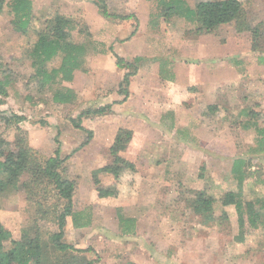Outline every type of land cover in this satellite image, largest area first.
I'll return each mask as SVG.
<instances>
[{
	"label": "rangeland",
	"instance_id": "obj_1",
	"mask_svg": "<svg viewBox=\"0 0 264 264\" xmlns=\"http://www.w3.org/2000/svg\"><path fill=\"white\" fill-rule=\"evenodd\" d=\"M29 1L31 11L24 29L19 28V17L11 11L14 0H5L0 15V80L9 81L7 96H0V111L26 119L8 128L0 123V134L10 143L24 137L45 158L58 149L65 159L64 176L75 183L73 211L83 213L81 220H88L89 225L75 228L68 217L63 242L77 249H93L92 253L82 254L83 260L78 254L65 256L67 263L264 264V228L249 231L244 242L238 243L233 206L224 208L227 223L205 226L195 217L191 205L198 191L216 199L226 192H236L237 179L231 167L239 158L250 167L242 183L243 201H264V153L253 152L257 140L264 138V73L245 71L246 77L237 87H227L216 98H197L192 92L189 94L193 98L183 93L172 98L165 86L159 89L158 83L163 81L156 68L160 63L165 72L171 57H153L175 53L169 45L171 34L141 35L139 43L152 40L153 46L135 44L136 53L124 42L131 39L138 26L137 13L142 23L147 13L157 24L160 17L186 14L183 0H104L109 14L133 17L128 20L104 18L97 0ZM241 1L251 11L254 23L264 22L261 0ZM185 14L181 18L186 19ZM55 16L73 22L71 41L86 46L87 55L75 79L66 82L57 78L41 88L31 53L38 34L50 30V20ZM222 31L221 38L232 37L233 25ZM183 38L189 35L179 34L176 39ZM117 53L128 55L124 57L127 60L135 54L140 57V61H134L135 75L121 104L113 103L123 99V76L133 69L115 66L103 70L94 60L105 54L110 63L115 62L113 54ZM58 63L59 59L51 60L46 69L56 68ZM66 91L72 92L70 102L59 104L53 100L55 93ZM107 105L110 109L104 115L79 119L82 112ZM77 120L85 130L75 127L72 121ZM120 128L133 133L131 146L121 156L134 163L136 170L123 173L117 181L109 175H98L103 187L116 191L115 197L98 198L92 173L111 162L108 148ZM256 129H262V134ZM87 131L92 136L83 145ZM47 203L54 204L55 200ZM0 205V223L11 239L19 240L23 231L34 224V206L13 190L2 196ZM220 212L217 205L215 215ZM54 215L35 223L45 241L57 232ZM118 215L136 220L134 236H120ZM9 244L4 243L7 248ZM53 254L50 250L49 255Z\"/></svg>",
	"mask_w": 264,
	"mask_h": 264
},
{
	"label": "trees",
	"instance_id": "obj_2",
	"mask_svg": "<svg viewBox=\"0 0 264 264\" xmlns=\"http://www.w3.org/2000/svg\"><path fill=\"white\" fill-rule=\"evenodd\" d=\"M5 0H0V15L5 8ZM185 7V6H184ZM97 8L104 18L128 20L132 16H117L107 12L104 0H97ZM11 11L19 17V28L24 29L29 22L31 11L29 0H14ZM188 9L186 8V12ZM183 12H178L180 15ZM196 28L194 34H214L223 25L232 24L236 33L248 32L250 34L251 49L258 52V62L264 64V22L254 23L251 15L241 0H212L199 2L191 12ZM50 17V15H47ZM50 30L38 34V40L32 50V64L35 67L36 76L40 78L39 87L50 85L57 78L62 81H72L74 73L81 69L87 48L84 45L71 41V33L75 30L73 22L66 17L55 16L50 20ZM115 65L118 69L129 68L130 71L123 76L125 89L123 99L113 104H121L128 96L130 77L135 74V64L126 62L120 56L113 54ZM59 59L58 66L50 70L46 69V63ZM134 67V68H133ZM7 78L0 80V96H7ZM56 103L64 104L72 100V92H57L53 96ZM214 110L215 107H208ZM110 105L99 107L95 110H87L80 114L84 116L104 115ZM25 117L16 114H8L0 111V123L6 128L17 126L25 121ZM78 129L85 130L79 125V121H72ZM262 134V129H256ZM86 132V131H85ZM92 133L87 131V137L83 145L88 143ZM133 133L129 129H119L113 143L109 148L111 162L95 170L92 180L96 186L98 198L115 197L116 191L110 187H103L98 175L112 176L116 181L126 172H134L135 165L119 154L126 150ZM255 154L264 153V138L257 140V146L253 150ZM65 159L59 155L56 149L53 156L42 157L39 151L30 147L24 137H17L13 143L5 140L0 134V204L2 196L8 191H16L22 195L25 201L34 206L35 216L32 226L23 231L19 240L11 239L10 232L0 223V264H68L66 257L73 254L80 255L93 252L91 248L77 249L69 243L63 242L64 229L68 217L72 218L75 228H84L89 221H82L83 213H74L72 199L75 193V183L64 176ZM245 159H235L232 163L231 173L237 179V191L226 192L221 198L216 199L205 191L194 193L191 200L193 213L201 224H225L228 215L224 208L233 206L237 213L238 235L235 241L243 243L247 233L260 227L264 228V201H243L241 197L242 183L249 175V165ZM112 187V186H111ZM55 200L48 205V201ZM221 207L220 215H215V207ZM1 206V205H0ZM58 209L59 212L52 210ZM57 220V232L50 234L49 240L42 238V233L36 227V222L54 214ZM58 213V214H57ZM119 234L122 237L134 236L136 232V220L130 217L118 215ZM9 241V247L4 243ZM53 250L54 254L49 255ZM66 256V257H65ZM51 259V260H50ZM53 259V260H52ZM83 260V258H81ZM76 264V263H75ZM84 264H93L85 261Z\"/></svg>",
	"mask_w": 264,
	"mask_h": 264
},
{
	"label": "crops",
	"instance_id": "obj_3",
	"mask_svg": "<svg viewBox=\"0 0 264 264\" xmlns=\"http://www.w3.org/2000/svg\"><path fill=\"white\" fill-rule=\"evenodd\" d=\"M183 1V3H185L184 6L188 9L186 19L181 18L184 17V13L181 16L170 19L160 17V19L158 18L159 22L156 24V21H153L149 14L146 13V17L142 23L140 20V13H137L136 18L138 20V26L131 39L124 42V46L128 45L129 49L133 48L134 53H136L135 46H133L135 44L141 47L144 46L145 48L149 45L151 48L153 46L152 40L149 43H139L141 35H151L153 33L171 34V39H173V41H171V44L169 45L173 46V51H175V53L166 51L167 55L153 56L158 58H161V56L171 57V61L169 60L168 62L169 70L168 67H166V71L163 72V68H161L160 63L156 67L158 71V78L161 79L160 81H163V83H158V86H160L159 89H163V86H165L166 90H168V96L172 98L174 96H179L182 93L189 98H193V95H190L189 92H192L197 98H216L220 95L219 93L222 90L228 89L227 87H232L233 84L237 87L239 80L244 78V76L246 77L245 71L256 72L258 74L264 73V64L258 62V56L260 54L251 49L250 34L248 32L236 33L233 28V36H229V38L224 39L221 38L220 35L223 33V28L228 25H223L219 27L217 32L214 34H202L196 36L194 31L197 25L191 12L194 10L197 3L212 0ZM261 3L263 6V13H261V15H263L264 0H261ZM244 6L248 7L245 4ZM249 12L251 11L249 10ZM261 18L264 19V16ZM179 34H188L189 38L177 40L176 38ZM244 40L245 46H242ZM178 41H180V43H178ZM115 49L116 47H113V51H115ZM108 56L109 55L106 56L104 54L97 56L96 59H94L95 63L97 62L103 70H112L116 66L114 61H111L110 63ZM118 56L129 63H134L135 60L140 61V57L137 54H135V57L132 60L124 58L128 55L118 54ZM239 65H242L243 68L238 69ZM77 73L78 71L74 73V79L76 78ZM132 77H130L129 85ZM258 78H261V76ZM248 79H252V76H249ZM131 141L129 142L126 150L131 146ZM121 153L119 154L120 156Z\"/></svg>",
	"mask_w": 264,
	"mask_h": 264
}]
</instances>
